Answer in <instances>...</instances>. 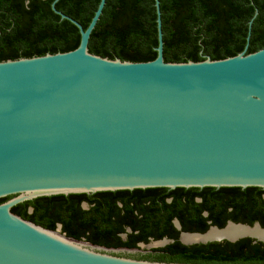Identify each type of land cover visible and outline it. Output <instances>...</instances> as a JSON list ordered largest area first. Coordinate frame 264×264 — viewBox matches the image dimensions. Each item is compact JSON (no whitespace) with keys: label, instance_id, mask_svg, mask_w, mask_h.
Instances as JSON below:
<instances>
[{"label":"water","instance_id":"water-1","mask_svg":"<svg viewBox=\"0 0 264 264\" xmlns=\"http://www.w3.org/2000/svg\"><path fill=\"white\" fill-rule=\"evenodd\" d=\"M105 1L86 29L52 4L79 29L76 49L0 62V198L14 196L0 203V264H182L113 256L11 212L37 197L264 188V48L167 63L156 0V58H102L88 42ZM228 226L264 230L228 221L207 232ZM246 237L264 243L209 240Z\"/></svg>","mask_w":264,"mask_h":264},{"label":"trees","instance_id":"trees-1","mask_svg":"<svg viewBox=\"0 0 264 264\" xmlns=\"http://www.w3.org/2000/svg\"><path fill=\"white\" fill-rule=\"evenodd\" d=\"M55 2V3H54ZM100 0H0V62L64 53L77 48L79 29L62 19L52 8L74 19L86 29ZM167 63L220 60L264 48V0H158ZM156 0H106L91 32L88 52L108 59L148 62L156 58L158 46ZM167 188L134 189L132 192L158 194ZM129 190L91 194L93 208L80 207L88 194H58L24 201L11 208L22 219L75 240L98 241L113 235L108 224L107 201ZM131 192V193H132ZM177 198L164 202L152 199L145 216L132 211L122 220L149 223L145 235L175 241L156 261L182 264H264V243L246 237L235 242L214 241L185 246L172 217L182 222L181 231L205 232L210 226L223 228L227 221L264 228V188L260 187H177ZM13 196L0 198L3 203ZM199 197L200 201H196ZM106 207V209H105ZM206 212V215L204 213ZM120 212H118V215ZM108 221L109 223H103ZM120 229L119 231H122ZM118 244L126 245L119 241Z\"/></svg>","mask_w":264,"mask_h":264},{"label":"flooded vegetation","instance_id":"flooded-vegetation-1","mask_svg":"<svg viewBox=\"0 0 264 264\" xmlns=\"http://www.w3.org/2000/svg\"><path fill=\"white\" fill-rule=\"evenodd\" d=\"M133 190H129V191L132 192ZM170 190L172 189L167 188V190L160 191L158 194H153V193L148 194V193H139V192H135V193L124 192L121 193L120 195L116 194V196H114L113 198L107 199V201L114 202V204L111 203L107 207H108V211L111 212V215L109 217L110 220L112 221L108 225L110 227L115 228L114 229L115 233L109 236L108 238H103L98 241L88 242L84 238L79 239L78 241H84L85 243H88L92 246L106 249L108 250L107 253L113 256L140 260V261L158 262L156 261L157 257L161 256L164 253H167V250L165 249L169 245L174 243L175 240L173 238L167 237L166 235L159 239L154 238L151 234L145 235V233L141 229L142 228L145 229V225L150 226L149 223L141 222V221H135V222L125 221L122 220L121 215L125 212L132 211L133 215H137V217H142V216L144 217L146 211V210L144 211L145 206L149 202H151L152 199H160L161 197H163L164 202L169 203L177 198V194L170 193ZM87 194L88 196L86 197V199L82 201V203L80 204V207L84 210L93 208L95 204V202H93L95 198L91 196V194L94 193H87ZM196 201H200V198L197 197ZM118 212H120L119 215ZM204 215H206V212L204 213ZM103 223L107 224L109 222L103 221ZM170 224H172L174 228L180 231L177 240L185 246H191L194 244H206L209 242L216 241L209 239L206 242L202 241L206 239L186 240V241L184 240L185 238L188 237L193 238L195 236H204L207 230L211 226L205 232L199 233V232L181 231L182 222L177 217H172L170 220ZM136 226H141V229ZM120 229L123 230L119 231ZM60 233H62L61 226H60ZM119 241L126 242L127 244L125 246L120 245L118 244ZM159 262H164V261H159Z\"/></svg>","mask_w":264,"mask_h":264},{"label":"bare ground","instance_id":"bare-ground-1","mask_svg":"<svg viewBox=\"0 0 264 264\" xmlns=\"http://www.w3.org/2000/svg\"><path fill=\"white\" fill-rule=\"evenodd\" d=\"M242 234L251 235V236L264 240V230H258L257 228H251V229L242 228L239 226H228L224 230H221V231L211 229L204 236H195L193 238L188 237V238H185L184 240L186 241V240H202V239H215V238L217 239L221 237L233 238L237 235H242Z\"/></svg>","mask_w":264,"mask_h":264},{"label":"rangeland","instance_id":"rangeland-1","mask_svg":"<svg viewBox=\"0 0 264 264\" xmlns=\"http://www.w3.org/2000/svg\"><path fill=\"white\" fill-rule=\"evenodd\" d=\"M57 231L59 232L60 231V227H57ZM60 233V232H59Z\"/></svg>","mask_w":264,"mask_h":264}]
</instances>
